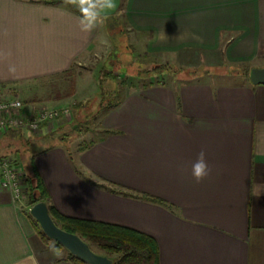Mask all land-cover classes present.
<instances>
[{
  "label": "crops",
  "instance_id": "0c3cea01",
  "mask_svg": "<svg viewBox=\"0 0 264 264\" xmlns=\"http://www.w3.org/2000/svg\"><path fill=\"white\" fill-rule=\"evenodd\" d=\"M121 12L149 55L176 57L200 76L128 90L101 116L103 136L77 152V165L61 145L32 154L50 202L65 216L153 237L160 264H264V86L249 74L264 68V0H126ZM106 21L85 32L65 0H0V98L33 95L82 65L105 42ZM222 67L242 70L216 72ZM5 140L13 141H0V157L9 155ZM201 151L210 172L197 182L192 165ZM17 159L28 174L31 158ZM33 206L0 186V264H73L38 234Z\"/></svg>",
  "mask_w": 264,
  "mask_h": 264
},
{
  "label": "rangeland",
  "instance_id": "374dc122",
  "mask_svg": "<svg viewBox=\"0 0 264 264\" xmlns=\"http://www.w3.org/2000/svg\"><path fill=\"white\" fill-rule=\"evenodd\" d=\"M125 2L126 0H122V8L125 6ZM115 16L116 20L119 22L118 24H120L117 26L118 28H116V30L111 31L112 38H114L113 36L116 32L115 37L117 36V40H115V46L113 45L114 41L110 39L108 34L104 38L105 42L102 43L100 38L101 42L95 44L96 50L90 59L86 60V62H82V65L76 64L73 67L72 74L69 77L63 76L60 79L57 78L50 82H44L42 83L43 85L40 84L38 86L33 95L13 97V99L17 98L22 102H24V100H33L36 103L47 101L51 95L59 98L63 96L70 97L71 100L66 99L67 101L65 100L59 105L53 106L49 103H43L51 108L68 106V108H70V118H63L60 120L58 124H60L61 128L57 124V129L53 132L50 133V131L46 130L44 133L45 135L43 134L35 137L40 141L42 140L44 142L43 144L38 142L28 148L30 144L25 141L28 139L26 133H24L25 135L16 134V136L12 138L13 141L5 140L3 144L6 145L5 147L9 144L8 147L10 148L8 156H11L10 154H12L15 158L16 156L13 155L14 152L19 151L22 154L23 159L26 161L31 158L33 153L39 151L40 147L44 148L52 145V143H50L52 139L44 141V137H49V139L53 137L54 144L61 145L68 149L73 163L77 165L79 159H76V155H78L77 152H79V148L83 146V144H90L103 136L99 126L101 116L104 115L103 111L105 108L103 106L117 103L128 90L138 89L139 86L148 84L150 82L148 79L150 77L149 72H152V70L157 67H163L170 64L173 66L174 72L183 70L186 74L180 73L178 76H175L174 73L168 72L163 68L160 73L164 72V75L158 78H153L154 82H160L163 80L166 84H171L174 79L178 80L182 77L187 80L189 79L190 75H187V72L189 73L190 71L187 70H192L194 68H188L179 63V61L175 59L176 57H168L165 59L149 55L143 43L138 42L133 36L134 34H132L128 26L124 23L122 12L118 11ZM107 23L108 21H106V27ZM104 27L105 26H103V29ZM116 43L118 47L116 46ZM205 69L212 70L211 68ZM241 70L242 68L232 69L229 67H222L217 69L216 72L237 73ZM137 74H144L146 77H142L143 80L135 79ZM199 76L200 74L196 73L195 76L190 78L191 81H189V83L197 82ZM204 79L206 81H211V79H208L207 77H204ZM215 82L229 83L227 79H220ZM234 82L239 83L241 81L235 79ZM30 103L31 102L28 104ZM96 115L97 117H95ZM55 138L59 140L54 141ZM30 139L32 140L33 138ZM33 146H35V148ZM93 250L100 255H105V253L96 246H94ZM58 251L60 253L64 252L63 255L68 256V252L66 253L64 250L58 249Z\"/></svg>",
  "mask_w": 264,
  "mask_h": 264
},
{
  "label": "trees",
  "instance_id": "16d2710c",
  "mask_svg": "<svg viewBox=\"0 0 264 264\" xmlns=\"http://www.w3.org/2000/svg\"><path fill=\"white\" fill-rule=\"evenodd\" d=\"M121 9H122V4H121L119 11H121ZM104 19L105 20L107 19L108 21L107 31L110 36V39L114 41L113 45L115 46V40H117L116 38L117 36L115 37L116 32L114 33L115 34L113 36L114 38H112L111 31L116 30V28H118L117 26L120 24H118L119 22L116 20V16L105 17ZM116 46H117V43H116ZM163 68L164 70H167L168 72L174 73L175 76H178L180 73L186 74L185 72H183V70L174 72L173 66H171L170 64H167L163 67L154 68L152 72H149L150 77L148 79L150 80V82L148 84L153 85V84L160 83V85H165V82H163V80L160 82L159 81L154 82V79H153V78H158L164 75V72L160 73L162 72L161 70ZM72 71H73V68L70 71H68L64 76L69 77L72 74ZM187 71H190L189 73L187 72V75H190L189 79L187 80L184 77H182V78H179L178 81L182 83H187L191 81L190 78L195 76L197 73L196 71H192V70H187ZM136 76L137 77L135 79H142V80H143L142 77L144 76L146 77V75L144 74H137ZM115 104L116 103L103 106L105 108L103 112L104 113L107 112ZM95 117H97V115ZM16 134L21 135L24 133L22 132L13 133L12 138H14ZM104 134L111 135V134H114V132L108 131V132H104ZM30 138H33V139L31 140ZM43 139L44 141H49L52 139L50 141L52 145L48 147H44V148L40 147L39 148L40 151H45L52 147L57 146L53 142V139H54L53 137H51L50 139L49 137H44ZM38 140L39 139L35 137H28V139H26L25 141H27L30 144V146H28V148H30L32 147V145H35L38 142H40V144L44 143L42 140L41 141L40 140L38 141ZM57 140L59 139L55 138L54 141H57ZM94 144L95 142H91L90 144H87V145L83 144V146L79 148V152H83L89 149ZM33 147L35 148V146ZM13 155H15L16 158L21 157V153L19 151H15ZM34 156L35 155H31L30 169L28 171V174H26V181H25L27 189H28L27 191L29 195V201L31 202V204L35 205L38 202H46L49 206L50 214L53 220L59 227L66 230L67 232L80 236L85 242H87L91 246L92 249L94 248V246L98 247L100 250H102L105 253L106 256L114 260V264H160L159 247H158L156 240L153 237L147 234L141 233L139 231H136L134 229L128 228V227L99 222V221L69 217V216H65L62 213H60L50 202L49 196L46 193L44 185L36 170ZM93 185L99 189L109 191L113 194H117V195H121L125 197H131L135 199H140V200L152 202L155 204H159L166 208H170L168 204L162 200H158V199H155V198L143 195V194H136L134 192L124 190L123 188H120L113 184L93 183ZM31 220L36 230L38 231V234L42 237L43 241L46 243L47 246H50L51 248L55 250H58V249L65 250L59 244L47 238L42 233L38 223L32 218ZM66 260L72 262L73 264H84L81 261H79L76 257L71 256L69 253H68Z\"/></svg>",
  "mask_w": 264,
  "mask_h": 264
},
{
  "label": "built area",
  "instance_id": "2783aa9c",
  "mask_svg": "<svg viewBox=\"0 0 264 264\" xmlns=\"http://www.w3.org/2000/svg\"><path fill=\"white\" fill-rule=\"evenodd\" d=\"M63 118H70V108H51L37 103L26 105L17 98H0V141L16 132L26 133L27 137L43 135L46 130L51 133ZM25 181L26 173L16 157H0V186L11 191L18 203L28 199Z\"/></svg>",
  "mask_w": 264,
  "mask_h": 264
},
{
  "label": "water",
  "instance_id": "95a60500",
  "mask_svg": "<svg viewBox=\"0 0 264 264\" xmlns=\"http://www.w3.org/2000/svg\"><path fill=\"white\" fill-rule=\"evenodd\" d=\"M116 8L102 18L115 16L122 4V0H115ZM250 81L253 85L264 86V68H253L250 71ZM30 217L35 220L42 233L51 241L63 247L71 256L76 257L84 264H114V260L106 255L96 253L91 246L80 236L67 232L53 220L46 202L36 203L29 211Z\"/></svg>",
  "mask_w": 264,
  "mask_h": 264
},
{
  "label": "clouds",
  "instance_id": "9594fccd",
  "mask_svg": "<svg viewBox=\"0 0 264 264\" xmlns=\"http://www.w3.org/2000/svg\"><path fill=\"white\" fill-rule=\"evenodd\" d=\"M65 2L78 8L81 14V27L85 32H90L96 27L101 15H107L116 8L115 0H65ZM209 172L205 153L201 151L192 165V175L199 182L206 178ZM53 251L56 250L53 249Z\"/></svg>",
  "mask_w": 264,
  "mask_h": 264
}]
</instances>
